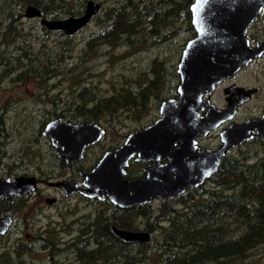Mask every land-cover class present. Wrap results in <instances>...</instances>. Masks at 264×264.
Returning <instances> with one entry per match:
<instances>
[{"label":"rangeland","instance_id":"obj_1","mask_svg":"<svg viewBox=\"0 0 264 264\" xmlns=\"http://www.w3.org/2000/svg\"><path fill=\"white\" fill-rule=\"evenodd\" d=\"M87 1L0 0V178L69 176L83 185L80 170L90 171L104 150L158 118L164 99L177 97L178 62L186 42L195 34L190 10L193 0H91L99 5L96 13L70 33L42 22L79 16ZM117 2L122 8L119 12L113 8ZM28 5L37 8L39 14L27 15ZM153 24L165 33L164 40L156 39ZM247 36L252 45L264 40V9L250 24ZM230 82L258 89L240 106L235 120L260 115L264 111V51L217 85L211 96L216 105H224L223 87ZM54 118L93 119L105 132L85 149L82 159L67 168L43 132L45 123ZM218 143L217 130L200 140L204 147ZM228 150L227 157L238 161L244 158L243 153L249 154L237 189L248 204L262 207L264 179L253 180L246 174L264 160V143L247 138ZM201 185L213 183L205 180ZM45 193L56 195L58 202L43 204ZM163 198L148 204L149 214L139 215L140 228L148 224L145 217L155 221L159 214L167 216L159 220V227L153 226L154 237L150 245L143 246L139 264H198L193 243L212 249L222 245L220 264H264V235L244 236L245 217L237 200L227 201L228 210L222 216L207 219L211 228L195 234L185 230L183 236L175 237L174 227L173 233L166 232L171 221L186 209L180 200L166 203ZM92 200H85L79 193L64 195L46 183L38 184L32 195L9 200L17 210L7 211L13 214V223L0 234V264H56L59 259L55 250L49 252V243L58 244L59 235L72 240L69 236L83 227L88 213H93L90 217H94L95 226L115 212L112 205ZM10 203L6 200L1 205L8 208ZM127 225L132 226L129 222ZM215 227L220 231H213ZM27 245L29 250L24 248ZM64 255L67 260L73 258L72 254ZM84 255L90 257V264H109L111 260L110 255H104V259L88 251Z\"/></svg>","mask_w":264,"mask_h":264},{"label":"water","instance_id":"obj_2","mask_svg":"<svg viewBox=\"0 0 264 264\" xmlns=\"http://www.w3.org/2000/svg\"><path fill=\"white\" fill-rule=\"evenodd\" d=\"M89 0L85 11L56 20L42 19L50 28L73 32L88 22L98 9ZM264 9V0H193L190 6L195 34L182 49L177 71L180 82L177 97L164 99L160 116L151 123L131 131L119 145L104 151L90 171H81L83 185L62 179L59 184L67 191L78 189L100 198H110L120 205L150 202L153 198H172L189 185H197L214 172L229 147L247 138H258L264 143V111L243 121H231L220 132L221 144L216 148H197L196 138L231 119L235 106L250 98L256 88L242 92L233 90L239 98L228 99L226 108H218L210 101L216 86L231 77L253 57L264 51V40L250 43L247 31ZM27 15L39 11L28 5ZM229 90V89H227ZM206 95V96H204ZM207 107L205 115L201 110ZM43 132L51 137L57 152L80 155L86 144L98 140L103 129L91 121L50 119ZM149 163L142 178L125 179L126 167L133 155ZM161 157L167 160L162 162ZM153 162V163H152ZM34 178L18 175L0 178V197L25 193L33 187ZM51 200L50 198H47ZM10 214L0 216V233L6 231ZM124 237L146 236V232H132L113 226ZM146 238V237H145Z\"/></svg>","mask_w":264,"mask_h":264},{"label":"flooded vegetation","instance_id":"obj_3","mask_svg":"<svg viewBox=\"0 0 264 264\" xmlns=\"http://www.w3.org/2000/svg\"><path fill=\"white\" fill-rule=\"evenodd\" d=\"M225 80H223L222 82H224ZM221 83H219V84H221ZM232 84H235L236 86H241L243 88L242 92H244L245 89L249 88V86H242V85H240V84H238L236 82H230V83L224 85L223 91L225 92V97H224L225 103L222 106L216 105L211 100V96L214 93V91L216 90V88H215L214 91L210 94L209 97H210V101L216 107L224 109L228 105V99L233 100L235 98H239L240 94L238 92L236 94L232 95L233 90L234 89L237 90V87L233 86ZM227 89H229V90H227ZM257 90L258 89H256V91H254V92H257ZM204 96H206V95H204ZM247 100L242 101V102L238 103L235 106V110H234V113H233V116H232L231 119H227L224 122L220 123L216 128L210 130L208 133L198 136L196 138L197 148H206V147L200 145V140H201V138H205V137L209 136L212 133V131H214V130H217V134L219 136V143L215 147L213 146V147H208V148H216V147H218L221 144V137H220L221 130L224 127H226L230 123V121H238V120H235L234 117H236L240 106L243 103H245ZM206 111H207V107H205V108H203L201 110V114L205 115ZM80 121H84V119H80ZM80 121H78V122H80ZM85 121L94 122L93 119L85 120ZM99 126L103 129V133H104L105 129L101 125H99ZM139 127H142V126H139ZM139 127H137V128H139ZM129 133L126 134L124 140L126 139V137L128 136ZM49 138H50L51 144L55 148L56 154L59 157H63L62 160L67 165V168L73 167V165H72L73 161H75L77 159H82L84 157L85 149L89 145L95 143V142H93V143L86 144L83 147L80 155L75 154V152H73V151L69 152L67 154H63L61 152H57V148H56L55 144L53 143V140L51 139L50 136H49ZM115 146H117V145H114V146H112L110 148H113ZM228 151L229 150H227L226 153L221 157V159H220V161L218 163L217 169L214 172H212L211 174H209L202 182H200L197 185H189V186H187L183 191H181L180 193L176 194L172 198L164 197L163 198V202H166V203L174 202V201L179 200L181 197H185L184 199H188L193 194V193H190L192 189H201V188H202L201 190H203L204 188L212 189L211 186H208V187H206L204 185L200 186V184H202L206 180V181H211L215 185L216 181L218 179H220V175L221 174L217 175L216 177H215V175L219 174L220 169L222 171V168H224V166H222V164H223L224 159L227 157V152ZM136 156H137L136 154L133 155L128 161V165L126 167V173H125V176H124L125 179H127V180H133V179L142 178V177H144L146 175V172L144 170V166L147 165L149 163V161L148 160L142 161V160L136 159ZM99 158L97 159V161L99 160ZM166 160H167L166 157H161V161L162 162H164ZM97 161L95 162V164L97 163ZM93 166L94 165H92L90 167V169ZM81 171L82 170H80V172ZM26 176L27 177L32 176L34 178L33 187L30 190L26 191L25 193L4 195V196L0 197V216H3L4 214H10L11 215V221H10L6 231H4V233L7 232L10 229V227H11V225L13 223V214L10 213V212H7V211H9V210H12V211L17 210V208L14 205H12L9 200H13V199L19 198L21 196H22V198H24L26 195L34 194L36 192L37 188H38V184H40V183L49 184L52 187L57 188L60 193L62 191L64 193V195H71L73 193H79V194H81L84 197L85 200L91 201L93 199L92 202H96V203H98L100 205H106V204L107 205H112L111 209L115 210V212H110V214L112 215L111 218H104L102 220H99L97 222V224H95V226H93L94 217H90V215L93 214V213H88L90 215H87L85 220L83 221V223H82L83 227L78 228L74 235L69 236V237L73 238L72 240H68V238H64L63 235H59L58 244L49 243L48 246H51V248H49V252L52 253L55 250L56 251V255H57L55 257H58V259H59V260H55L56 264H90V263H88L89 260H90V257L87 258L84 255V253L86 251H88L91 256L92 255L95 256V257H97L98 255L100 257L102 256V259H104V255H110L111 256V260H110L109 264H119V263H122V264H139L140 263V259H138V256H142L143 246L150 245L151 244V240H152V238H151L152 235L154 237V229L155 228L153 226L159 227V225H160L159 222L161 220H163V219H165V220L167 219V216H162L161 217L160 216L161 214H159V215H157V218H156L155 221H150L149 218L145 217V219L148 220V224L144 228H140L138 226V224H137L139 222L138 221L139 215H144L145 216V215L150 213L148 204H150L157 197L153 198L150 202L137 203V204L134 203V204H130V205H126L125 206V205H120V204H117V203L113 202L108 197L100 198L98 196H91V195H88L86 193H83L82 191H80L78 189L67 191L66 189H64L62 187L61 184H59L58 181H60L62 179H65L68 182L71 181V180L73 181L74 178H70L69 176L68 177H63V178H58V179H50V178H47V177L38 178L34 174H29V175H26ZM84 178H85V176H83L82 180ZM214 192H216V191L214 190ZM46 194L47 193H45L43 195V198H44L43 199L44 201L42 202L43 204H54V203L58 202V197L56 195H46ZM210 195L211 194H209L208 192H203L202 193V198L209 197ZM47 198H50L51 200L47 201L48 200ZM192 198H193V202H194L197 199H200V196L194 195ZM6 200L10 203V205H8L9 209L6 208V205H1ZM200 200H202V199H200ZM105 214H107V213H105ZM128 222L131 223L132 226H128L127 225ZM113 226H116V227H118L120 229L129 230V231H132V232L144 231V232H146V236H145L146 238L145 237L141 238L140 236L138 237V235L130 236V237L121 236V235L117 234L114 231ZM167 234H169V232H166V235ZM38 237H39V235H38ZM154 243L155 242H153V244ZM88 246H91V247L88 248ZM101 246H106L107 248H101ZM24 248L29 250L30 249V245L24 246ZM65 252H66V255L72 254L73 258L71 260H67V258L64 255ZM55 257H54V259H55ZM207 264H212V263H207Z\"/></svg>","mask_w":264,"mask_h":264},{"label":"trees","instance_id":"obj_4","mask_svg":"<svg viewBox=\"0 0 264 264\" xmlns=\"http://www.w3.org/2000/svg\"><path fill=\"white\" fill-rule=\"evenodd\" d=\"M113 8L119 12V2L115 3ZM147 12L151 15H155V11L147 9ZM153 34L156 39L162 41L164 40L165 33H161L156 25H152ZM170 35V33H169ZM0 122V127H1ZM240 161L238 159H233L226 157L223 161L222 171L220 169L219 174L220 179H218L213 184L212 189H203V192H208L211 194L209 197L202 198L203 192H198V189H192L190 193H193L191 197L188 199H184L185 197H181L179 200L184 204L183 208L186 211L178 214L180 217L178 219H174L171 221V228L168 229L169 233H173V227L175 228V237H179L183 233L187 231L188 234H195L198 231H202L205 227L206 229L211 228V226L207 227V225H212V223L208 222L207 219H215L218 216H222L223 213L227 212V201L228 200H237L239 202L238 208L245 217V226L243 234L246 237L252 238L264 235V205L262 207H254L251 204H248L246 200L240 197L237 189V181L238 176H240L241 172H245L244 165L247 159L249 158L248 153H243ZM238 161V162H237ZM250 173V176L248 175ZM246 174V177H250L255 180L257 177L260 179H264V160L259 164L252 166V170ZM233 177H237V180L233 179ZM202 189V188H201ZM199 189V190H201ZM214 190L216 192H214ZM240 194H243L240 192ZM198 195L200 199H197L193 202V196ZM239 195V196H238ZM237 202V203H238ZM197 204V206L195 205ZM175 207V206H174ZM170 207V208H174ZM178 208V207H175ZM166 209V208H165ZM185 228V229H184ZM186 230V231H185ZM213 231H220V228H213ZM183 236V235H182ZM167 239V238H166ZM196 248V254L198 258V264H220L222 260L223 251L222 245L216 249L202 247L198 243H193ZM200 247V248H198Z\"/></svg>","mask_w":264,"mask_h":264}]
</instances>
